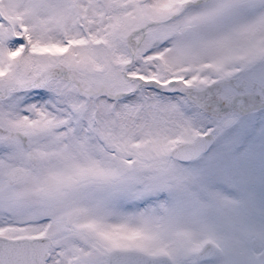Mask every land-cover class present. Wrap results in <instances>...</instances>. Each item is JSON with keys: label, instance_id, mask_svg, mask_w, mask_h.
I'll return each mask as SVG.
<instances>
[{"label": "snow or ice", "instance_id": "obj_1", "mask_svg": "<svg viewBox=\"0 0 264 264\" xmlns=\"http://www.w3.org/2000/svg\"><path fill=\"white\" fill-rule=\"evenodd\" d=\"M0 264H264V0H0Z\"/></svg>", "mask_w": 264, "mask_h": 264}]
</instances>
